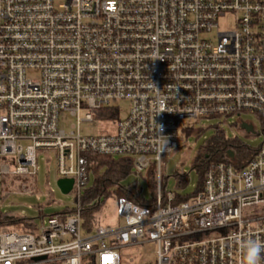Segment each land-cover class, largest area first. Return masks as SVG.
Here are the masks:
<instances>
[{"label":"built area","instance_id":"1","mask_svg":"<svg viewBox=\"0 0 264 264\" xmlns=\"http://www.w3.org/2000/svg\"><path fill=\"white\" fill-rule=\"evenodd\" d=\"M245 116L264 126V0H0V264H121L120 248L148 244L155 264H241L243 241L264 242V146L212 163L182 202L161 169L201 121L258 135ZM110 121L114 133L81 132ZM38 152L76 205L4 227L3 186L34 184ZM92 155L130 159L138 184L152 169L156 189L147 206L116 199L123 224L87 232Z\"/></svg>","mask_w":264,"mask_h":264},{"label":"rangeland","instance_id":"2","mask_svg":"<svg viewBox=\"0 0 264 264\" xmlns=\"http://www.w3.org/2000/svg\"><path fill=\"white\" fill-rule=\"evenodd\" d=\"M227 25H221L226 28ZM120 116L122 120L126 117L129 104L120 103ZM251 121L258 135H250L243 130L234 131L226 126L224 130L227 138L237 137L243 143L252 148H258L263 143L260 124L254 117H243ZM75 123L72 117H63L62 126L68 127ZM115 123L110 121L106 123L94 122L82 125L81 132L85 135H103L114 133ZM193 134L185 138V142L166 160L162 161L161 174L163 183L167 191H175L181 196L192 195L198 187L199 176L194 170L193 162L198 154L200 147L215 135L216 121H201ZM200 131L199 134H197ZM233 136V137H232ZM38 174L35 177L34 184L30 182L6 181L2 190V211L13 216H24L33 220V223L40 225L42 220L60 213L66 207H74L76 201L73 193L63 194L57 185V164L54 157L47 156L46 152H38ZM187 174L189 183L184 189L178 188V180L175 174ZM93 179V177H92ZM139 185L142 186L144 197L149 200L151 193L144 176L137 178ZM129 181H135L134 172L129 176ZM24 184L25 190L20 191L19 187ZM123 224L118 217L116 208V199L110 198L106 201L102 210L97 215V225L117 226ZM155 246L148 244L144 248L122 247L119 249L121 264H155Z\"/></svg>","mask_w":264,"mask_h":264},{"label":"trees","instance_id":"3","mask_svg":"<svg viewBox=\"0 0 264 264\" xmlns=\"http://www.w3.org/2000/svg\"><path fill=\"white\" fill-rule=\"evenodd\" d=\"M103 114L111 116L112 113L104 112ZM237 129L241 130L239 126ZM261 134L263 135L262 145L264 146V126L261 128ZM255 151L237 137L227 138L223 130L215 128V135L200 147L193 162L192 168L196 170L199 176V184L193 194L202 190L205 173L212 163L228 161L230 152L234 153L236 162L240 163L244 161V158L252 157ZM90 161L93 163L94 179L85 190L80 202L81 217L85 231L90 232L97 225V215L110 198L118 199L123 197L140 206H147L151 203L144 197L142 186L136 181L128 180L133 173L130 159L92 155L90 156ZM175 177L178 180V188L184 189L188 185L189 177L187 174L176 173ZM148 187L152 195L155 194L156 181L152 169L149 174ZM187 199L188 196L178 194V202L186 201ZM65 210L70 212L72 209L67 208ZM32 223V219L24 216L4 214L1 218L2 226L24 231L31 229Z\"/></svg>","mask_w":264,"mask_h":264},{"label":"clouds","instance_id":"4","mask_svg":"<svg viewBox=\"0 0 264 264\" xmlns=\"http://www.w3.org/2000/svg\"><path fill=\"white\" fill-rule=\"evenodd\" d=\"M242 262L241 264H261L262 253H264V242L248 239L241 243Z\"/></svg>","mask_w":264,"mask_h":264},{"label":"water","instance_id":"5","mask_svg":"<svg viewBox=\"0 0 264 264\" xmlns=\"http://www.w3.org/2000/svg\"><path fill=\"white\" fill-rule=\"evenodd\" d=\"M242 129H244L246 132H253V127L243 124ZM234 153L230 152L229 153V157H233ZM57 185L60 188V190L62 191L63 194H69L71 189H72V185H73V180L71 179H61L57 181Z\"/></svg>","mask_w":264,"mask_h":264}]
</instances>
